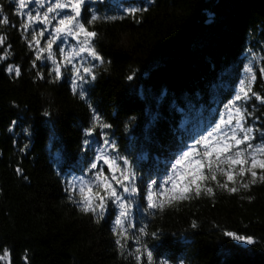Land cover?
<instances>
[{"label":"trees","instance_id":"obj_1","mask_svg":"<svg viewBox=\"0 0 264 264\" xmlns=\"http://www.w3.org/2000/svg\"><path fill=\"white\" fill-rule=\"evenodd\" d=\"M101 5L100 12L110 16L122 14L118 6L147 10L135 19L90 26L99 34L96 48L105 63L96 62L97 79L81 99L68 72L53 81L50 62L32 66L34 57L22 39H30L31 31L21 32L23 17L13 14L15 0H0L7 17L0 23V55L5 56L0 59V264H135L136 240H127L125 252L116 250L111 229L118 206L110 204L104 218L94 222L64 193L66 177L81 174L82 129L92 123L93 109L100 118L93 138L102 142L99 133H108L148 178L155 156L164 160L190 138L182 126L191 125V137H201L227 119L226 106L239 81H247L250 66L256 74L251 99L237 105L247 108L246 126L256 129L255 143L261 142L264 0H101ZM40 39L45 46L47 33ZM9 64L20 66L19 76L6 71ZM37 72L43 78L34 79ZM217 179L224 182L222 176ZM210 186L211 197L169 205L165 194L162 210L135 209L129 237L139 235L157 264L161 257L169 264H264V183L238 193L215 182ZM142 226L149 235L139 233ZM226 231L253 236L255 243L233 240ZM152 232L161 233L160 240Z\"/></svg>","mask_w":264,"mask_h":264},{"label":"snow or ice","instance_id":"obj_2","mask_svg":"<svg viewBox=\"0 0 264 264\" xmlns=\"http://www.w3.org/2000/svg\"><path fill=\"white\" fill-rule=\"evenodd\" d=\"M89 4H92L91 8L88 7ZM32 5L36 7L32 8ZM101 6V0H15L13 14L23 17L21 32L31 31L30 39L26 35H22V39L34 57L32 66L35 67L38 61H44L46 66L50 62L51 66L47 71L53 81L61 80L64 73L68 72L72 91L81 99H86L87 87L97 79L96 62L101 65L105 63L96 48L99 34L89 30L90 26L97 21L122 20L127 16L135 19L138 13L147 10L144 7L118 6L122 14L110 16L100 12ZM0 17V23L7 22L2 6ZM46 33L45 46H41L40 38ZM3 42L4 36L0 35V44ZM4 58L5 56L0 55V59ZM6 71L16 76L21 73L20 66L12 64L7 66ZM247 76V81H239V89L226 106L227 119L221 118L220 123L212 126L211 131L199 139L191 138L194 140L193 144L181 141L161 164L154 170H149L148 178L136 171V165L128 156L121 154L118 142L108 133H99L103 138L102 142L93 138L95 128L99 127L96 122L100 119L93 109L92 123L82 129L85 136L78 163L81 174L73 175L71 179L66 177L64 182L67 201L79 212L90 215L94 222L104 218L110 204L118 206V214L111 229L116 236L117 252H125L126 242L132 238L137 241V247L132 252L135 264H141L144 257L146 264H157L153 250L147 244L139 243L140 236L128 235V230L134 228L135 209H141L144 213L162 210L165 204L162 198L165 194L169 205L200 195L211 197L214 191L213 186H210L212 182L229 193L249 190L257 183H264V132L260 134L261 142L255 143L256 129L246 126L250 113L247 108L237 105L238 101L251 99L250 85L256 80L255 71L251 67L247 68ZM35 78H43V74L37 72ZM133 78L132 75L128 76L129 80ZM258 98L264 102V97ZM88 107L92 106L89 104ZM45 115L50 113L45 112ZM12 123L15 124V121ZM103 127L110 129L112 125L104 124ZM94 143L97 145L95 149L92 147ZM88 150H91V156L88 155ZM20 171L17 168V172ZM218 175L224 178L223 183L217 179ZM138 184L144 187H139ZM247 199L251 200L252 197ZM145 202L146 207H142ZM191 226L196 228L197 223L193 221ZM139 233L149 235L145 226L139 229ZM150 235L154 240L161 238L159 232H152ZM225 235L241 243H255L253 236L232 231H226ZM158 264H169V260L161 257Z\"/></svg>","mask_w":264,"mask_h":264},{"label":"bare ground","instance_id":"obj_3","mask_svg":"<svg viewBox=\"0 0 264 264\" xmlns=\"http://www.w3.org/2000/svg\"><path fill=\"white\" fill-rule=\"evenodd\" d=\"M246 77H248V76H246ZM171 109H172V107L168 111H171ZM183 135H185V133H183ZM187 137H188V135H187Z\"/></svg>","mask_w":264,"mask_h":264},{"label":"rangeland","instance_id":"obj_4","mask_svg":"<svg viewBox=\"0 0 264 264\" xmlns=\"http://www.w3.org/2000/svg\"><path fill=\"white\" fill-rule=\"evenodd\" d=\"M250 67V66H249Z\"/></svg>","mask_w":264,"mask_h":264}]
</instances>
